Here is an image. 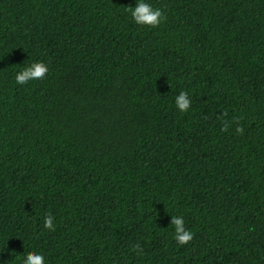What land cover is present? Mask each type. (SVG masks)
<instances>
[{
    "label": "trees",
    "instance_id": "trees-1",
    "mask_svg": "<svg viewBox=\"0 0 264 264\" xmlns=\"http://www.w3.org/2000/svg\"><path fill=\"white\" fill-rule=\"evenodd\" d=\"M149 2L0 0V264H264V0Z\"/></svg>",
    "mask_w": 264,
    "mask_h": 264
},
{
    "label": "clouds",
    "instance_id": "clouds-1",
    "mask_svg": "<svg viewBox=\"0 0 264 264\" xmlns=\"http://www.w3.org/2000/svg\"><path fill=\"white\" fill-rule=\"evenodd\" d=\"M130 12L132 20L139 25L155 27L164 19V13L160 7H156L149 0H135V5L125 9ZM50 71L49 65L43 60L33 61L15 73V83L24 85L32 80L43 79ZM174 105L181 112H187L192 104V96L189 92L181 89L174 96ZM228 128V122L222 124V129ZM242 128L237 125L236 132H241ZM54 216L45 214L43 227L51 229L55 227ZM170 224L173 226V235L178 244H184L193 238V231L186 227L183 215H171ZM139 248V244L135 245ZM22 264H47L45 254L42 252H29L22 260Z\"/></svg>",
    "mask_w": 264,
    "mask_h": 264
}]
</instances>
